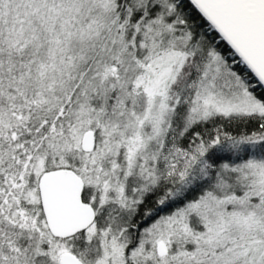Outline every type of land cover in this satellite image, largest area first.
<instances>
[{"label": "snow or ice", "instance_id": "1", "mask_svg": "<svg viewBox=\"0 0 264 264\" xmlns=\"http://www.w3.org/2000/svg\"><path fill=\"white\" fill-rule=\"evenodd\" d=\"M0 264H264V0H0Z\"/></svg>", "mask_w": 264, "mask_h": 264}]
</instances>
